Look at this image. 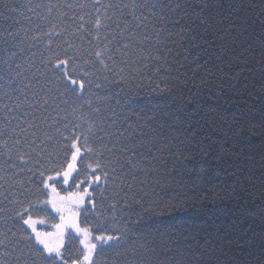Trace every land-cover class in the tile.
<instances>
[{
	"label": "trees",
	"instance_id": "16d2710c",
	"mask_svg": "<svg viewBox=\"0 0 264 264\" xmlns=\"http://www.w3.org/2000/svg\"><path fill=\"white\" fill-rule=\"evenodd\" d=\"M73 2L0 0V122L5 115L2 106L11 107L9 97H31L52 79L51 74L47 80L43 78L46 69L41 60L47 41L40 38L52 24H60L59 13L66 10L63 5ZM137 2L153 5L169 0ZM204 2L181 0L193 6L190 14L199 11L196 5ZM206 2L216 20L231 14L236 24V32L223 41L219 37L228 27L227 20L209 29L213 35L205 34V39L216 48L203 39L195 41L199 47L191 46L187 37L181 41L175 35L178 27L170 23L165 27V21L174 20L175 15H169L166 8L146 6L137 12L143 25L136 32L148 33L152 43L135 51L130 48L124 57L118 55L115 65L109 62L111 71L97 65L91 83L86 84L84 100L72 104L79 107L90 100L93 108L101 109L97 123L104 125L105 132L122 133L119 139L126 138V143L121 147L135 148V155L127 154L131 163L124 173L110 180L102 195L100 189L95 191L99 211L90 212L87 218L81 216V226H91L94 234L116 235L127 230L137 245L147 242L156 249L155 264H189V257L192 264H264V0ZM162 29V36L174 34L175 44L163 41L167 47L157 46L155 33ZM196 31L199 34L200 29ZM4 39L9 40L8 46ZM233 39L234 48L230 44ZM220 44L231 49L227 56L218 50ZM249 45L250 52H244ZM241 55L247 65L235 59ZM197 56L199 70L191 63ZM216 56L226 61L219 65L222 71L213 67L219 64ZM210 57L212 63L207 67L212 69L211 77L204 71V61ZM174 60L184 65L180 79L187 87L177 88L172 80L177 75ZM161 77L172 80L168 85L171 91L157 88L158 84L165 87L160 84ZM175 129L190 132L181 136ZM191 132L196 133L194 138ZM174 164L179 166L170 174ZM9 207L0 197V208ZM34 216L45 219L47 226L57 222L49 209ZM4 231L9 236L14 232V242L20 241L21 249L28 250L24 237L29 230L22 229L19 221L0 218V232ZM206 243L212 246L210 256H193L187 251L189 247L195 251L198 245L205 251ZM76 246L78 241L72 251ZM125 250L123 244L120 248L105 246L96 257L98 264H130ZM34 259L35 264H44Z\"/></svg>",
	"mask_w": 264,
	"mask_h": 264
},
{
	"label": "snow or ice",
	"instance_id": "6c2138e0",
	"mask_svg": "<svg viewBox=\"0 0 264 264\" xmlns=\"http://www.w3.org/2000/svg\"><path fill=\"white\" fill-rule=\"evenodd\" d=\"M146 6L153 10L156 7L161 10L166 8L169 15H175L174 20L165 21V27L168 23L178 27L175 35H179L181 41L187 37L193 47H199L195 41L203 39L205 44L216 48L214 42L205 39V34L213 35L209 29L223 25L226 20L228 27L221 32L220 40L236 32L231 14L216 20L214 15L209 14L211 6L206 0L196 5L199 11L191 14L189 9L193 6L182 4L181 0L153 5H141L137 0H130L129 3L124 0H107L106 3H101V0H75L63 5L66 10L59 13L60 24H52L40 38L47 41L41 60L46 69L43 78L47 80L49 74L52 77L41 86L43 95L34 92L31 97L17 95L15 100L9 97L11 107L8 104L2 106L5 115L0 122V161L3 162L0 165V172H3L0 180L4 184H0V197L10 207L0 208V214H3L0 218L15 219L22 229L30 231L24 237L28 241L26 252L21 249L20 241L14 242V232L11 236L7 231L0 232V264H35L34 258H39L44 264H98L96 257L105 246L120 248L122 244L126 249L124 255L131 257L130 264H155L153 255L156 249L149 247L147 242L137 245L127 230L118 231L116 235L106 232L94 234L96 230L91 226H81V216L87 218L90 212L95 214L99 211L95 191L100 189L102 195L109 181L124 173L125 167L131 163L127 154L132 152L135 155V148L121 147L126 143V138L119 139L122 133L105 132L104 125L97 123L101 119V109L93 108L90 100L79 107L72 106L74 102L84 100L86 84L91 83L93 69L97 65L111 71L109 62L115 65L118 55L124 57L130 48L135 51L152 43L148 33L138 35L136 32L143 25L137 12ZM134 21L141 23L134 24ZM197 28L200 29L199 34ZM163 31L155 33L157 46L167 47L163 41L175 44L174 34L169 32L162 36ZM7 35L11 37L12 33ZM4 44L8 46L9 40L4 39ZM230 44L234 48L235 39ZM261 47L264 49V38L261 39ZM218 50L225 56L231 51L226 44H220ZM250 50L251 45L243 49L244 52ZM168 54H171L170 48ZM159 58L158 55L156 59ZM184 59L187 60V56ZM235 59L247 65L242 55L235 56ZM165 60L167 62L166 57ZM215 60L219 64L213 67L222 71L219 65L226 61L221 56H216ZM191 63L197 65V70L201 67L198 56ZM210 63L211 57L204 61V71L209 77L212 75V69L207 67ZM227 63L230 66L231 61ZM173 64L177 65V75L172 78L175 86L187 87V82L180 79V69L184 65L176 60ZM241 74L237 73V76ZM172 80L161 77L160 84L165 87L160 88L158 84L157 88L161 92L171 91L168 85ZM61 111L63 115H60ZM175 131L181 136L190 132L188 129ZM100 132H105V135L99 136ZM190 134L193 138L196 135L195 132ZM109 144L112 146L109 147ZM165 147H168L167 143ZM178 166L174 164L170 174H175ZM128 174L134 178L133 172ZM58 185L64 188L63 192ZM48 208L58 220L51 225L52 230L43 231L37 225L46 221L37 218L34 213L47 211ZM76 241L78 246L72 251L71 246ZM211 247L206 243L205 251H201L199 245L195 251L190 247L187 251L193 256H210ZM189 264H192L191 257Z\"/></svg>",
	"mask_w": 264,
	"mask_h": 264
},
{
	"label": "rangeland",
	"instance_id": "374dc122",
	"mask_svg": "<svg viewBox=\"0 0 264 264\" xmlns=\"http://www.w3.org/2000/svg\"><path fill=\"white\" fill-rule=\"evenodd\" d=\"M50 211H51V209L50 208H48ZM54 215H55V213H53ZM56 216V215H55ZM56 219L58 220V217H56ZM37 228L38 229H40V230H43V231H50V230H52L51 229V226H47L45 223L44 224H38L37 225ZM30 231V230H29Z\"/></svg>",
	"mask_w": 264,
	"mask_h": 264
}]
</instances>
